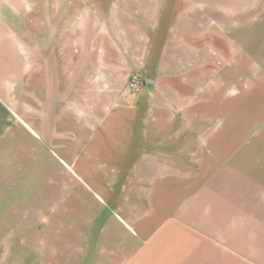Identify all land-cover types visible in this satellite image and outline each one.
<instances>
[{"label": "rangeland", "instance_id": "374dc122", "mask_svg": "<svg viewBox=\"0 0 264 264\" xmlns=\"http://www.w3.org/2000/svg\"><path fill=\"white\" fill-rule=\"evenodd\" d=\"M237 6V0H0V18L20 34L15 45L42 94L17 96L25 85L13 82L10 101L0 100V264H150L140 256L149 242L143 255L150 260L171 257L169 226L148 234H159L151 240L135 229L153 212L145 186L129 190L147 177L141 173L155 147L152 134L117 138L107 122L99 129L107 116L115 124L120 115L141 114L156 136L168 131L160 137L167 146L177 144L172 130L190 132L189 163L208 141L221 146L227 152L216 161L235 162L229 173L243 183V208L264 214V125L252 132L248 121L262 114L251 104L261 89L250 87L246 70L249 80L237 72L255 52L251 18L242 25L247 36H237L244 46L236 41ZM224 19L231 39L220 36ZM247 131L243 141L234 136ZM206 182L198 176L197 183ZM109 187L116 192L109 195ZM121 192L129 196L117 203L112 196ZM196 195L203 198L190 199L208 203L207 213L219 209V201L206 200L210 195Z\"/></svg>", "mask_w": 264, "mask_h": 264}, {"label": "crops", "instance_id": "0c3cea01", "mask_svg": "<svg viewBox=\"0 0 264 264\" xmlns=\"http://www.w3.org/2000/svg\"><path fill=\"white\" fill-rule=\"evenodd\" d=\"M237 1L236 41L239 43V46H244L243 41H245V38L240 43L237 36H247L245 33L247 28L245 30V27L242 25L245 24L248 18H251L249 20L251 30L250 42L251 48L255 51L253 52V57H250L251 59H246V65H242V68L238 66L237 72L241 71L243 80H249L247 75H243V69L246 70V74H249L251 78L250 87L261 89L257 100L251 102V104L261 106L259 110H262V114L257 115V113H254L248 120L251 127L250 131L254 132L255 130H260L261 126L264 125V67L261 66L264 65V60L257 61L254 59V56H256L254 53H258V56H264L258 50L264 49V29L257 30L255 27L257 22L264 25V16L260 13L264 10V0ZM22 6L23 3L20 1L15 5L20 10ZM225 17L227 18L228 15ZM226 20L221 21L220 36L223 40L231 39V36H228V27L225 25L227 24ZM249 23L246 27L249 26ZM240 26H242L241 29ZM14 36H20V34L12 30L0 18V100L2 103L10 101L11 93L8 87L13 82L25 85L23 91L21 90L20 93L16 94L17 96L22 94L30 99H40L42 98V94L35 88L36 82L32 76V70H30V62L28 66V59L15 45ZM247 50L246 57L249 58ZM241 55L243 56V53ZM250 60L251 63L249 64ZM135 120H138L139 123L137 124ZM23 121L22 123H25L24 125L27 129L37 136L36 130ZM142 121L141 114L134 115V118L120 115L114 124L113 116H107L99 129L101 130L107 122L109 132L117 138L126 131L131 134L141 132V135L147 136L152 134L150 136L153 138L150 143L151 145H155V147L145 154L148 162L146 164L147 167H145L146 173H141L147 177L133 180L129 190L133 195V187L136 184L145 186L143 199L150 200L152 207L149 206V208L153 212L151 216L146 217L147 220H144L147 229L145 226L136 227L135 229L137 230L138 228L137 234H140L139 236L142 235L143 237L150 238L148 234L158 232L162 226H169L170 232L173 231L172 255L170 258L164 257L165 259L163 260H161V257L157 259L154 257V261L150 260L148 255H143L144 251H149L150 246L148 245L151 243L149 242L144 246L146 250L140 252V256L144 261H148L150 264H264V219H262L264 218V214H262L259 208H243V193L242 187H240L243 183H241L240 179L238 181L237 176L232 178L230 175V173L233 174V166H231L233 160H231V164L229 165L227 161H216L218 159L222 160L225 156L221 155V153H226L227 150L221 146L209 144L208 141V144L203 147V150L197 157L199 160L189 163L188 157L195 151V146H190V139H186L191 137L189 135L190 132H182L183 134L175 135L177 132L172 130L173 137L177 136V144L167 146L163 145L164 140L160 139V137L165 138V136L169 135L168 131L162 132L160 136H156L157 134L153 133V130L149 129L145 124L143 125ZM95 129L98 130V128L93 127L91 130ZM250 131L238 132L234 136H239L238 138L242 137L243 141L244 136L249 135ZM218 136L221 137L220 140L226 147V140H222V138L227 136V133H224V130H220ZM109 146H106V151L108 152L110 150ZM124 148L126 147H122L121 150H124ZM170 153H174V155ZM217 153L220 154L218 157H216ZM149 154L151 157L148 156ZM108 156H110V153ZM115 159L118 160L119 157L117 156ZM181 159H184L185 163ZM149 170L152 173H149ZM201 174L206 176V183H197V178ZM196 185L207 186L198 189ZM108 189L109 195L116 192L110 187ZM198 192L210 195L206 196L207 198L204 197V201L205 198L206 200H210V202L219 201V209H210V213H207L206 208L208 209V203L201 206L195 205L190 198H194L195 200L202 199L203 197L201 198L197 195L192 197L193 194H197ZM121 196L128 197L129 195H123L121 192L112 197L117 202ZM162 197H165L166 200L161 199ZM201 209L202 212H199ZM122 212L125 214V220L128 221L127 213L125 211ZM212 212L217 216L212 214ZM207 216L212 218L211 222H208L207 219L204 220ZM174 218L178 219L173 220ZM172 222L177 225H173ZM183 222L187 225H183ZM158 235L155 236L154 234L150 240L155 239Z\"/></svg>", "mask_w": 264, "mask_h": 264}, {"label": "built area", "instance_id": "2783aa9c", "mask_svg": "<svg viewBox=\"0 0 264 264\" xmlns=\"http://www.w3.org/2000/svg\"><path fill=\"white\" fill-rule=\"evenodd\" d=\"M139 84H140V82H139V81H136V82H134V83L132 84V87H134L135 89L139 90V89H140V88H139Z\"/></svg>", "mask_w": 264, "mask_h": 264}]
</instances>
